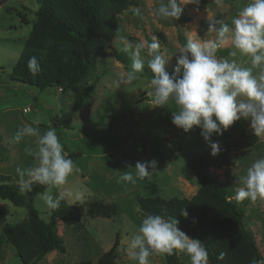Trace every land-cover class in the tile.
I'll return each instance as SVG.
<instances>
[{"label":"rangeland","instance_id":"1","mask_svg":"<svg viewBox=\"0 0 264 264\" xmlns=\"http://www.w3.org/2000/svg\"><path fill=\"white\" fill-rule=\"evenodd\" d=\"M249 2L223 0V7H219L215 0H207L204 8L196 3L180 4L183 15L190 19L182 24L183 34L187 39L201 42L215 40L216 33L208 29L209 23L220 20L231 26L233 17ZM159 3L161 0H135L134 6L117 15L118 32L103 48L106 65L99 66L93 78L69 89L38 90L10 78L35 20L38 4L36 0H0V180L6 178L5 182L18 184L17 168L26 169L36 164L35 157L26 151L35 148L36 138L25 137L19 144L12 140L17 129L25 124L38 127L41 133L55 128L68 157L79 154L77 158L71 157L79 171L71 174L60 190L69 188L73 192H83L82 202L68 200L67 203L78 206L84 227L78 230L58 219L56 229L63 238L65 252L53 250L37 264H95L97 258L111 247L115 237L118 240L115 264H136L126 251L145 218L136 205V198H190L198 189V180L188 163L193 155L205 154L210 148L201 129L194 126L184 132L171 122L172 112L178 110L174 101L165 107L152 105L149 94L152 89L145 87L152 76L147 67L136 74L131 84L120 83L117 78L118 73L130 70L132 51L137 43L146 41V35L151 39L157 37L158 53L167 60L166 70L171 73L176 65L181 47L176 26L173 18L162 19L157 15ZM126 44L132 48L126 51ZM233 50L229 42L217 50L216 58L236 59L242 67L252 68L250 57L239 53L231 57ZM118 56L124 62L117 60ZM141 57L148 59L146 48L141 50ZM260 72V68H252L254 76L258 77ZM84 92L86 96L77 107L76 101ZM249 125L250 120L241 118L223 135L214 133L211 137L225 150L230 163L219 157L207 170L233 185L231 199L236 202V192L244 187L241 177L255 160L264 158V137H255ZM151 160L157 162V167L150 177L137 179L134 184L117 182L123 171H130L135 176L137 161ZM57 191L52 189L54 195ZM96 201L115 203L117 213L110 218L87 216V207ZM238 203L244 208L245 225L261 255L257 264H264V199H245ZM33 205L39 216L47 221L51 211L46 210L39 194L34 197ZM25 216V207L13 206L10 201L0 198V264H22L2 227L7 223H18ZM178 226L195 238L183 226ZM177 254L181 262L190 264L185 253ZM149 264H166L163 254L150 255Z\"/></svg>","mask_w":264,"mask_h":264},{"label":"clouds","instance_id":"2","mask_svg":"<svg viewBox=\"0 0 264 264\" xmlns=\"http://www.w3.org/2000/svg\"><path fill=\"white\" fill-rule=\"evenodd\" d=\"M215 2L223 7V0ZM188 3L198 4L199 0H161L156 12L162 19H176L183 10L179 5ZM208 29L214 31L217 38L201 42L189 37L186 44L179 47L180 55L176 57L171 73L165 67L167 60L157 51L160 45L156 36H153L152 42L137 43L132 51L130 70L118 73L117 78L120 83L131 84L136 74L144 72L147 67L152 76L145 87L152 89L149 93L152 105L165 107L174 101L178 110L172 112L171 122L184 132L194 126L199 127L211 148L210 154L215 156L220 146L211 140L212 135H223L241 118L250 120L249 127L255 137H264V0H250L233 17L231 26L219 20L210 22ZM229 42L234 49L231 57H236L238 53L250 57L252 68L261 69L258 77L252 74V68L242 67L236 59L216 58L217 50ZM129 48L132 45L126 44L125 50ZM145 48L147 60L141 57V50ZM28 69L33 75L40 72L35 56L29 59ZM34 123L38 124V121ZM25 137L36 138L35 148L26 149L29 155L35 157L36 164L26 169L17 168L20 193L31 192L36 184L46 186L39 199L48 211L59 209L61 201L82 202L83 192H73L69 188L60 190L68 177L79 169L64 151L55 128L41 133L38 127L25 124L17 129L12 140L19 144ZM156 167L155 160L137 161L135 176L130 171H123L117 182L134 184L137 179L150 177ZM241 182L244 187L236 192L237 202L264 199V158L255 160L248 167ZM53 188L58 190L55 195ZM181 214L188 216L185 209L181 210ZM178 225L175 217L165 219L159 214L147 215L127 246L128 257L136 264H149L153 253L172 255L177 251L185 253L190 258V264H208L209 254L202 242L190 237Z\"/></svg>","mask_w":264,"mask_h":264},{"label":"trees","instance_id":"3","mask_svg":"<svg viewBox=\"0 0 264 264\" xmlns=\"http://www.w3.org/2000/svg\"><path fill=\"white\" fill-rule=\"evenodd\" d=\"M36 3L35 20L12 67L10 78L44 90L52 87L69 89L93 78L98 67L106 65L103 48L118 32L117 15L134 6L135 0H36ZM206 3L207 0H199L198 5L204 8ZM189 20L182 12L178 18H173L181 46L187 42L182 24ZM21 21L26 23L24 17H21ZM145 39L152 42L147 35ZM33 56L41 68L36 75L28 69V61ZM117 60L124 62L121 56ZM85 96L86 92L79 96L77 107ZM58 122L61 123L60 120ZM210 153L211 148L207 153L193 155L189 159L188 166L199 183L192 197L138 196L136 205L144 217L149 214H159L165 219L175 217L195 239L202 242L209 254L208 264H257L261 255L252 233L245 225L244 208L231 199L233 185L221 181L207 170L209 164L219 157L229 164L228 156L222 148L215 156ZM78 156V153L69 155L70 158ZM5 180H0V198L26 209L23 220L2 227L6 239L14 247L15 256L22 264H37L53 250L65 252L63 238L57 233L56 221L59 219L66 226L82 229L84 224L80 220L78 206L61 201L60 208L51 211L49 219L45 221L39 216L33 201L46 186L36 184L31 192L21 194L18 184ZM182 209L188 212L187 217L181 214ZM116 213L117 206L113 202L96 201L86 209V215L91 218H110ZM117 246L115 237L111 247L97 258L95 264H115ZM163 256L166 264H184L177 251Z\"/></svg>","mask_w":264,"mask_h":264}]
</instances>
